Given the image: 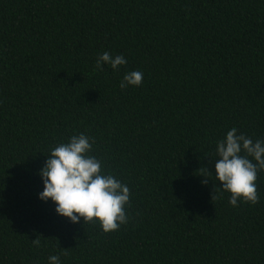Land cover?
I'll list each match as a JSON object with an SVG mask.
<instances>
[{
    "label": "trees",
    "instance_id": "1",
    "mask_svg": "<svg viewBox=\"0 0 264 264\" xmlns=\"http://www.w3.org/2000/svg\"><path fill=\"white\" fill-rule=\"evenodd\" d=\"M103 52L127 64L96 70ZM233 127L264 140V0H0V264H264V170L258 204L212 201ZM81 133L131 190L117 231L39 198Z\"/></svg>",
    "mask_w": 264,
    "mask_h": 264
},
{
    "label": "clouds",
    "instance_id": "2",
    "mask_svg": "<svg viewBox=\"0 0 264 264\" xmlns=\"http://www.w3.org/2000/svg\"><path fill=\"white\" fill-rule=\"evenodd\" d=\"M104 64L117 70L126 65L127 60L122 54L113 57L103 52L97 57L95 69L103 71ZM142 83L143 73L131 71L125 74L120 88L139 87ZM94 142L93 138L81 133L51 150L39 172L44 184L39 198L45 202L52 200L56 204L55 211L73 223H79L82 218L84 224L99 223L105 233H110L128 223L131 190L114 175L104 173L102 161L90 154ZM216 152L215 180L219 186L214 187L212 201L222 197V189L231 194L229 203L234 207L239 201L258 204L256 181L258 173L264 170V140L253 141L246 134H238V129L233 127L224 139L217 141ZM198 171L206 177L201 183L207 185L213 174L207 167ZM32 242L35 246L41 243L39 237ZM63 254L68 255L66 249ZM49 264H61L60 257L50 256Z\"/></svg>",
    "mask_w": 264,
    "mask_h": 264
}]
</instances>
